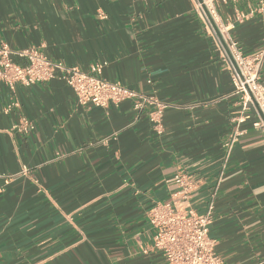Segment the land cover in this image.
Returning <instances> with one entry per match:
<instances>
[{
    "label": "crops",
    "instance_id": "obj_1",
    "mask_svg": "<svg viewBox=\"0 0 264 264\" xmlns=\"http://www.w3.org/2000/svg\"><path fill=\"white\" fill-rule=\"evenodd\" d=\"M232 34L246 54L264 47V11ZM1 43L83 70L107 62L105 78L169 106L158 132L148 108L82 105L58 76L14 90L0 81V264H165L144 251L148 211L173 197L182 170L196 180L189 204L213 201L225 263L264 264V129L253 109L238 123L229 61L195 0H0ZM23 118L32 129L16 127Z\"/></svg>",
    "mask_w": 264,
    "mask_h": 264
},
{
    "label": "built area",
    "instance_id": "obj_2",
    "mask_svg": "<svg viewBox=\"0 0 264 264\" xmlns=\"http://www.w3.org/2000/svg\"><path fill=\"white\" fill-rule=\"evenodd\" d=\"M247 10L237 8L234 15L223 16L219 5L239 0H195L196 10L218 39L225 51L235 91L241 96L243 111L238 117L242 123L253 109L257 115L256 127L264 129V84L261 69L264 63V47L251 53H244L232 30L237 24L250 19L255 12L264 11V0H249ZM231 54V56H230ZM14 57L24 59L17 62ZM107 62H97L89 70L68 65L62 60H53L36 47L14 50L9 44H0V81L15 89L18 84L29 86L60 77L73 89L82 105L108 107L131 100L136 110L149 109V117L158 132L162 130V118L168 103L155 95H147L103 76ZM257 104V106H256ZM259 110H258V108ZM263 114V118L260 114ZM22 130L32 129V123L23 118L16 126ZM243 134L236 129L226 142L228 152ZM179 189L170 200L157 202L148 211L149 222L154 234L148 250L163 254L165 264H226L216 250L217 241L210 235L213 221V201L204 212H198L189 204L196 180L193 174L179 171L174 176Z\"/></svg>",
    "mask_w": 264,
    "mask_h": 264
},
{
    "label": "water",
    "instance_id": "obj_3",
    "mask_svg": "<svg viewBox=\"0 0 264 264\" xmlns=\"http://www.w3.org/2000/svg\"><path fill=\"white\" fill-rule=\"evenodd\" d=\"M230 56H231V54H230ZM256 106H257V104H256ZM258 108V107H257ZM258 110H259V108H258ZM260 114H261V116H262V118H263V114L261 113V111H260Z\"/></svg>",
    "mask_w": 264,
    "mask_h": 264
}]
</instances>
